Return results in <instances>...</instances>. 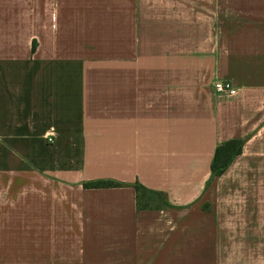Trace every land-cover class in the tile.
I'll use <instances>...</instances> for the list:
<instances>
[{
	"label": "crops",
	"instance_id": "0c3cea01",
	"mask_svg": "<svg viewBox=\"0 0 264 264\" xmlns=\"http://www.w3.org/2000/svg\"><path fill=\"white\" fill-rule=\"evenodd\" d=\"M0 264H264V0H0Z\"/></svg>",
	"mask_w": 264,
	"mask_h": 264
},
{
	"label": "trees",
	"instance_id": "16d2710c",
	"mask_svg": "<svg viewBox=\"0 0 264 264\" xmlns=\"http://www.w3.org/2000/svg\"><path fill=\"white\" fill-rule=\"evenodd\" d=\"M36 50V45L33 47ZM245 140L244 139H233L220 143L216 150L211 162V180L217 176H221L232 164L234 159L243 152ZM120 183L112 180H97L94 182L86 183V187H111L117 186ZM135 188L138 193V207L139 209H152V208H165L169 207L170 204L164 200L159 194L152 191L151 189L145 187L141 183H136ZM147 198H154L157 201V205H152L150 203H145L143 200Z\"/></svg>",
	"mask_w": 264,
	"mask_h": 264
},
{
	"label": "built area",
	"instance_id": "2783aa9c",
	"mask_svg": "<svg viewBox=\"0 0 264 264\" xmlns=\"http://www.w3.org/2000/svg\"><path fill=\"white\" fill-rule=\"evenodd\" d=\"M215 90L221 95L234 96L237 94L238 89L230 81H217L214 84ZM50 142L53 141L52 137L48 138Z\"/></svg>",
	"mask_w": 264,
	"mask_h": 264
},
{
	"label": "rangeland",
	"instance_id": "374dc122",
	"mask_svg": "<svg viewBox=\"0 0 264 264\" xmlns=\"http://www.w3.org/2000/svg\"><path fill=\"white\" fill-rule=\"evenodd\" d=\"M145 203H150V204H152V205H157V201L154 199V198H152V199H150V198H146L145 197V199L143 200Z\"/></svg>",
	"mask_w": 264,
	"mask_h": 264
}]
</instances>
